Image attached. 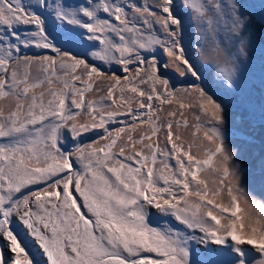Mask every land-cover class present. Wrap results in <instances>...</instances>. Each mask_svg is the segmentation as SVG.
Masks as SVG:
<instances>
[{
  "label": "snow or ice",
  "instance_id": "snow-or-ice-1",
  "mask_svg": "<svg viewBox=\"0 0 264 264\" xmlns=\"http://www.w3.org/2000/svg\"><path fill=\"white\" fill-rule=\"evenodd\" d=\"M0 264H264V0H0Z\"/></svg>",
  "mask_w": 264,
  "mask_h": 264
}]
</instances>
